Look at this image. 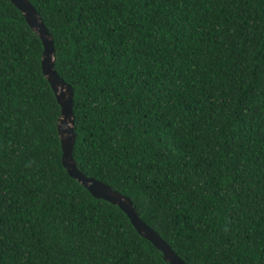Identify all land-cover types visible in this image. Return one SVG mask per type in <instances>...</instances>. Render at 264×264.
Here are the masks:
<instances>
[{
	"label": "trees",
	"instance_id": "1",
	"mask_svg": "<svg viewBox=\"0 0 264 264\" xmlns=\"http://www.w3.org/2000/svg\"><path fill=\"white\" fill-rule=\"evenodd\" d=\"M73 90L79 171L186 264H264V0H28ZM42 43L0 0V264H167L61 164Z\"/></svg>",
	"mask_w": 264,
	"mask_h": 264
},
{
	"label": "water",
	"instance_id": "2",
	"mask_svg": "<svg viewBox=\"0 0 264 264\" xmlns=\"http://www.w3.org/2000/svg\"><path fill=\"white\" fill-rule=\"evenodd\" d=\"M10 2L23 14L26 23L38 35L42 43L41 69L60 108L57 134L61 149V164L68 176L85 188L93 198L102 199L117 206L127 216L135 231L162 253V258L167 264H186L153 229L138 217L132 202L127 197L78 170L72 155L76 138L73 130V90L54 70L53 42L36 9L28 0H10Z\"/></svg>",
	"mask_w": 264,
	"mask_h": 264
}]
</instances>
